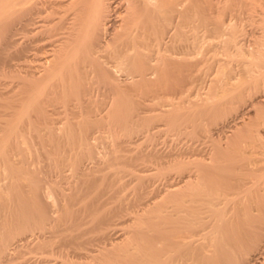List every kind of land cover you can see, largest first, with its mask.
<instances>
[{"label":"rangeland","instance_id":"rangeland-1","mask_svg":"<svg viewBox=\"0 0 264 264\" xmlns=\"http://www.w3.org/2000/svg\"><path fill=\"white\" fill-rule=\"evenodd\" d=\"M182 22L183 21H181L182 26H179L180 28L178 29L176 40L177 52L173 63H169L171 65L166 66L164 61L162 66L161 64L159 66L161 68L159 86H157L158 89L155 95L153 93L154 96H151L154 100L145 101L143 104V95L138 97H133L132 95V98L128 96V99H126L127 97H125L122 102H131V104L136 105L138 103L136 109H132L133 111H127L130 108L125 111L123 110L124 108H119L118 110L113 104V106L110 107V110L106 108L102 113L100 112V116L98 117H101V119L103 117L101 122L98 121V124L96 122L94 125H88L89 128L87 127V130L88 132L90 131V133L97 130L96 133L94 132V138L88 141L89 153L83 148V146H78V141H76L78 143L74 142V145L72 144L71 146L65 144V140V142L62 140L63 142L61 141V143L49 142L48 136H46L45 131H43L45 128H43V124L40 125V122L42 119L47 118L45 116L50 113L49 109L51 106H45L40 103V100H38L36 103L32 104H29V102V107L27 109L24 102L25 95L20 94L14 97L11 96L10 99L7 98L6 95L4 97L2 96L3 98L0 97V111L2 114L7 112L9 108L10 113L13 114L14 112L16 113L14 116H17L19 111L22 110L21 108L24 106V110L22 111L28 116L27 119L29 120V124H32L31 127H29L30 125L27 126L26 124H23L24 126L26 125L27 128L24 127L25 129H21V132L19 130L20 133L17 132L19 135L21 134L25 136V140L21 135L19 137V135L15 133V136L17 135L18 138L14 139L13 137L15 136L12 135V141L11 136L8 135L7 137V134H9L7 133L8 130L6 131V134L5 130L3 132V129L1 130L0 127V247L1 242H3V244H6V242H8L7 244H11L14 237H21L22 235H25V233L28 234L29 229L26 227V232V229H23V226L21 228V225L18 223V219L21 221L20 217H22L21 215L23 214L32 215L36 218V215L39 217L40 213L43 215L44 213H47L52 216L51 218H55V214H58L59 211H63L64 213L61 212V221L63 223L54 220V222L57 221L59 225L56 224L57 222L54 223L53 221L52 223L54 224L51 223V225H49L50 229H54L53 231L56 232L60 227V224L66 223L69 225L71 223V218L68 215L70 209L71 211H75L82 205L84 206L92 200H96L95 202L98 203L96 204L95 209L99 210L103 207H110L119 204L118 198H122L124 199L122 204L124 207H128L127 209H136L134 206L137 201L147 202V205H145L143 209L144 212L137 217L138 220L135 219V221L132 223L129 222L125 226H117L119 228L118 231H115L116 233L113 234L111 244H108V241H103V244L101 242L97 243L98 249L100 250L97 252H90V254H95L93 259L87 261L79 259L77 260V264H250V258L256 259V255H258L257 253L260 249L259 247L264 241V219L260 222H257L256 220L257 216L259 218H264V98H258L260 94H257L256 90L251 86L253 79L252 76H248L244 72L246 68L250 66L242 65L245 61L249 62L253 61V59L255 60V55L245 57L244 55H241V57L240 55H235V53L229 54L221 52L220 48L213 50L215 39H206V41L200 39L199 32L193 29L190 30L192 27L189 22ZM232 24L231 30L235 32L237 46H239L240 49L249 48L247 47V44H249L252 37H248L247 32L249 33V31L252 30L251 28H254L255 26H250L249 23H247V20H235ZM227 74H230L233 78L225 80ZM7 81H9L8 77H1L0 75V82L6 83ZM150 95H152V93ZM75 97L77 96L67 93L56 97L53 96L51 98L52 100H49L51 103L62 105L66 104V102H72V99H76ZM98 98L96 99L97 101L102 99ZM6 102L12 104V107H8L10 104L2 106L3 103L5 104ZM125 104L127 106H124L128 107L129 103ZM13 105H16V107ZM13 107L15 111L12 110ZM146 108V111H149L148 109H151V111H144ZM26 109L28 112L25 111ZM46 109L48 112H46ZM16 111H18V113ZM22 111L20 112L21 114L24 113ZM41 111H45L44 113L47 114L45 115L42 112L44 115L40 116ZM138 111H144V113ZM59 112H57V110L55 112L54 110H51V113L47 115L48 119L54 117L61 121L63 116L65 117L66 114H69H65L64 111ZM110 113H112V116ZM84 114L86 113H80V115L78 113V116L72 121L79 122L80 120H85L86 115L84 116ZM34 115L39 118L40 122L37 121L38 125H36L37 123L34 121L36 119ZM18 116H20V114ZM67 117L68 115L66 118ZM66 118H64L63 121ZM121 118H123L125 122L122 121ZM148 118L150 119L148 120ZM79 123L78 127L79 125L84 124L83 121ZM147 123H149L150 126H156V128L151 130V133L144 134L146 129L143 130V127H145ZM39 126H42L43 129ZM141 130L142 132H140ZM137 132L139 133L138 135H136ZM141 133H143V135H141ZM137 136L141 139L138 140V138H136ZM5 138L7 140L9 138V141ZM61 139H59V141ZM6 141L7 143H5ZM25 141L28 144H26ZM114 142L119 144V146L118 144L116 146V155H118V157L121 156V158L127 157L132 159L129 161L124 159L122 161L125 162H122L121 159L118 158L117 161L122 162L124 165L129 164L131 167H121L119 164L116 166L108 165L109 167H107L104 160L101 161L102 158L104 159L105 157H108L106 154L110 152L111 148H107L112 147L113 149L115 147H113L115 144ZM152 147L155 149L154 151H157V155L162 157L159 165H153L152 161H150L151 158L147 157V154L150 153L148 151ZM71 149H73V152L77 153L75 154L77 156L73 157L72 155L73 159L71 160L65 159L68 157L72 158L68 156L73 154ZM98 151L100 153H98ZM65 154L68 155L67 157H64L65 160H62V162L65 163L67 160V164H73L70 168V165L68 167L66 163V165L63 163V165H65L64 168H70H67L65 171H63V168L60 170V167H63L61 166L62 164H59L60 166L56 164L59 168L57 171L58 168L54 165V162L59 163V158L62 155L65 156ZM62 157L61 159H63ZM89 157L91 159H89ZM94 158L98 159L96 160L97 162H101H98L100 165H96L100 169L96 170V172L92 170L94 173H91L90 176H87L88 174H78L81 175L78 177L82 179L80 181L85 179L86 182L90 183L86 186H90L93 181L96 180V183H93V185L96 184V186L82 189L84 187H77L80 185V181L77 179V183H79L78 185L76 183L75 187L78 192L75 191V193L83 199L80 200L78 196V200L75 198L76 200L72 203L71 208L69 210L66 209L65 198L67 197L64 195L68 193L71 194V191L73 189L75 190V187L73 188V183L76 181L77 172H75L76 168L74 167L79 163V165L81 164L80 167H82V169L85 168L84 170H87L88 168V172H91V167H95L94 163L96 161ZM187 158L205 165L204 170H195L193 174L194 178L192 179L196 190L199 189L200 191L198 201L195 203L196 205L194 204V212L196 213L195 217L201 222L200 228L204 227V230L201 231V236H203V238L200 237V235L197 237L199 238V244L197 245L200 248H196L194 251L188 250L186 247L176 250L175 243L178 241L176 236L179 233H175L173 230L174 224L172 221V211L174 206L172 203V187L170 185L173 183V177L177 166L176 162L179 159L185 162ZM214 166L216 168L215 171L210 169ZM94 167L92 169L97 168ZM132 167L136 171H134ZM52 168L57 169L53 170ZM128 169L133 170V172ZM137 170L139 172H137ZM207 170H209L208 173ZM73 171L75 172V175L73 174ZM141 174L144 175L142 178L145 182L143 187H139L138 179H135ZM122 177L124 179H121ZM116 178H119L118 180L121 182L119 183ZM83 182H81V185ZM86 182L84 183V186L87 184ZM99 183L100 185L102 184L101 187ZM105 183H109L113 186L114 190H116L113 192L117 195V198L115 196L116 199L113 198L111 201V199L109 200L106 196L108 191L106 192L103 190V185ZM118 184L120 186L122 185V190ZM70 185H72V190ZM225 189L227 190V193L235 195L233 196L232 201H239L238 203H236V201L230 202L233 205L234 210L240 209L239 213H245V216H247L245 218H248V220L249 218H252L254 220V223L252 222L253 225L249 226L250 229L245 225L248 220L246 222L244 221L245 218H242L241 221L238 220V222H242L241 224L238 223L239 225L237 226L239 233L241 230H244L245 233L243 235L241 234V238L236 241L231 239L230 233V230H233L234 225H230L231 228L228 229L229 227H224L222 220L219 218L221 215L220 211L222 212L221 209L225 207V202H223L225 199L224 194L226 193ZM101 190L105 192L102 194V197H105L104 200L108 202H106L107 204L103 203L105 204H102L103 206L101 205L103 202L100 194ZM140 190L142 191L141 193ZM90 191L92 194H88ZM117 191H119V194H117ZM60 192L62 193L60 194ZM85 192L88 195H86ZM93 193L100 195L93 197ZM84 195L88 196V198ZM84 197L87 198L85 201ZM99 197H101L102 200H99ZM81 209L82 208H80V210ZM26 211L28 212L27 214ZM21 212L22 214L20 215ZM248 214L251 215L248 216ZM80 215L85 216L82 213H80L79 216ZM240 218L241 216H239L238 219ZM55 226L57 229L54 228ZM82 226L86 227L89 226V224L86 223V225H81L79 227L83 230L85 227L83 228ZM74 228L75 227H73V230ZM162 228H165L168 231L163 234L156 231L157 229ZM50 229H48V231ZM70 230L72 231V229H69L68 232H71ZM21 231L25 232L21 233ZM52 232L50 231V235H47L46 232V236L48 237L46 238L47 240H45L46 244L43 243L39 248L34 247L35 244L33 243H30L27 246H18L19 249L8 254L6 257L3 256V259L0 258V264H47L45 261L39 260L40 255L48 256L45 255L47 254L46 252L55 247L58 243L57 241L61 240H59L58 237V233L60 232H56V234L55 232ZM73 232H78V230L72 231L71 233L73 234ZM79 232H81V230H79ZM87 233H89L90 236L89 234L81 236V238H85V241L90 237L92 238L96 236V233L94 234L93 232L88 231ZM8 234L12 239L8 238ZM11 234H14V236ZM57 234L58 236H56ZM91 238L88 240L92 241L88 242H85L83 239H78L80 243L78 248L68 245L66 250L72 251V249H74L79 253H85L87 249L88 251L94 250L97 248L95 245L96 240L94 241ZM104 242L107 244L105 245ZM21 243H23L22 240ZM22 246L23 248H21ZM99 246H102V248ZM41 253L44 254L42 255ZM260 256L261 258L258 256L253 264H264V256ZM1 260H3L2 262L4 263H2Z\"/></svg>","mask_w":264,"mask_h":264},{"label":"bare ground","instance_id":"bare-ground-1","mask_svg":"<svg viewBox=\"0 0 264 264\" xmlns=\"http://www.w3.org/2000/svg\"><path fill=\"white\" fill-rule=\"evenodd\" d=\"M235 20H239V21L247 20V23H249L250 26L252 27L255 26L254 28H251L252 30H250L249 33L247 32L248 37L250 36L252 37L249 44H247L248 45L247 47H249L247 49H242V48L240 49L239 46H237L235 32L231 30V26L233 25L232 22ZM181 21H183L182 23L189 22V24H191L192 27V28L190 27L191 28L190 30L193 29L199 32L200 39L205 41L206 39H215L213 50L220 48L221 52L229 53V54L235 53V55H240V56L244 55V57L255 55V60L253 59V61H249V62L245 61L242 63V65L250 66L246 68L244 72L248 76H252L253 79L251 78L252 79L251 86L253 89L256 90L257 94H260L258 98H264V0H0V75L1 77L9 78V81H7L6 83L0 82V97L2 96L4 97L6 95L7 98L10 99L11 96L14 97L16 95L18 96L22 94L25 95L24 102H25V106H27V109L29 107L28 106L29 104L36 103V101L40 100V103H42L43 105L51 106V108L49 109L50 113L51 110H54V112L56 110L57 112L64 111L65 114L69 113L66 114V116L68 115L67 118L66 116L65 117L63 116L64 118H66L64 121H63L64 119L63 117L62 120L60 121V119L58 120L54 117L48 119L47 115H49L50 113L47 114L44 113L45 111H41L40 116L47 114L45 116L47 118L42 119L41 117L42 121L40 122L39 118H37L34 115L36 117V119L34 118L35 119L34 121H36L35 123H37V121L40 122L41 123L40 125L43 124V128H45V130L42 128V126L39 127L42 128L43 131H45V135L48 136L50 143L53 142L61 143L62 140L63 141L65 140L66 141L65 144L71 146L74 142L75 143L79 142L78 146L79 145L83 146V148L89 153L88 141L94 138L93 137L94 132L96 133L97 130L94 131L93 133L92 132L90 133V131L88 132L87 127L88 125H94V123L96 122L98 124V121L101 122L103 117L102 119L101 117H98L100 116L99 115L100 112L102 113V111L105 110L106 108L110 110V107L113 106V104L116 106L115 108H117L118 110L119 108L121 109L124 108L123 109L124 111L127 110L128 108L130 109H128L127 111L136 109L138 103L136 105V104H131V102H122L124 101L125 97H127L126 99H128V96L131 97L132 95L133 97L134 96L138 97L143 95L142 96L143 104L145 101L147 102L154 100V98L151 96L155 95L158 89L157 86H159L160 69H161L159 66L160 64L162 66V63H164V61L166 66L171 65L169 63H173L174 57L176 56V52H177L176 40L178 36V29L182 26ZM232 78L233 76L227 74L225 80H230ZM67 93L74 94V96H77L75 97L76 99H72V102L71 101L70 103L66 102V104H62V105L51 103V101L49 100L53 96L56 97L58 95H64ZM151 93L152 95H150ZM98 97L102 98L103 100L99 99ZM97 98L99 99V101L96 100ZM125 103H129L128 107L124 106L126 105ZM6 104H10V103L8 102H6L5 104L3 103L2 106L4 105L6 106ZM12 104H10L8 107L11 108ZM13 106L16 107V105ZM14 107L12 108L13 111H15ZM23 108L21 109L24 110ZM27 109L25 110L26 112H28ZM22 110L19 111L20 116H18L19 114H17V116H14V114L16 115V113L14 112L13 114L10 113L9 108H8L9 112L7 110H4L7 112H4L2 114L0 111L1 130L3 129V132L5 130V133L8 130L7 133L9 134L6 133L7 137L8 135L11 136L12 141L13 138L14 139L18 138L17 135L15 136V133L16 134L20 133L21 129L24 130L25 128H27L26 125L27 126L30 125L29 120L27 119L28 116ZM146 110L147 108L144 111ZM148 110L151 111V109ZM21 111L24 113L21 114L20 113ZM144 111L143 112L138 111V112L144 113ZM16 112L18 113V111ZM42 112L44 114H42ZM46 112H48L47 109ZM78 113L79 115L80 113H86L84 114V116L86 115L85 120H82L84 124L79 125V127L78 124H80L79 122H82L81 120L79 122L72 121L73 119H75V117L78 116ZM111 114L112 113H110V115ZM121 119L122 121H124L123 118ZM149 119L150 118H148V120ZM23 124L26 125L24 126ZM31 125L29 127H31ZM36 125H38V123ZM145 127H143L144 128L143 130L146 129L144 131V134L145 133L149 134L151 130L156 128V126H152V125L150 126L149 123H147ZM140 132H142V130ZM259 132L257 133L260 134ZM138 134L139 133L137 132L136 135ZM12 135L15 137L12 138ZM141 135H143V133H141ZM21 137H23L24 140L26 139V137L23 135H21ZM9 138L8 140L6 138L5 139L9 141ZM136 138H138V140L141 139L138 136ZM59 139L61 140L59 141ZM7 141L5 143H7ZM117 144L118 143H115L113 145V147L115 146L113 149L112 147L107 148V149L111 148L108 154H106L105 152V154L108 157L107 158L105 157L104 159L102 158L101 161L104 160V162L107 164V167L116 166L118 164L121 165V167H126V166L131 167L129 166V164L124 165L122 163L125 162L122 160L127 159L129 161L131 158H127V157L121 158V156L118 157V155H116ZM152 148L148 151L150 153L147 154V157H150L151 160L149 158L147 159L152 161L153 165H159L160 159L162 157H160V155H157V151H154L155 149ZM72 150L73 149H71V152H73ZM151 150H153L154 152ZM98 153L100 152L98 151ZM75 154L77 153L73 152V154L71 155L65 154V156H63L64 155L63 154L62 155L63 157L61 156L63 159H61V157L59 158L61 163L54 162L55 163L54 165L56 166V164L57 165L62 164L61 166L63 167H60V170L63 168V171H65L69 167V165L71 168L73 163L70 164L68 160L69 164H67L66 162L67 160H66L65 163L68 165V167L64 168L66 164L62 162V160L63 161L65 159L71 160L73 159V157L77 156ZM101 154L103 155V153ZM67 155L70 157H72L73 155V157L72 158L68 157L64 159V157H67ZM118 158L121 159L122 162H118L117 161ZM89 159L91 158L89 157ZM94 159L95 161L98 160L96 158ZM98 162L96 161L95 163L94 162L92 163H94L95 167H97L96 165L98 164L100 165L101 163ZM63 163L65 165H63ZM176 165L177 166L175 170V175L173 177V183L170 185L172 187L171 189L173 194L172 203L174 206L173 207L174 209L172 211L173 212L172 221L174 224L173 230L175 231V233H179L176 236L177 237L176 239H178V241H176L175 243L176 246L175 248L176 250H180L181 248L186 247L188 250L194 251L196 248L197 249L200 248L197 245L199 244L198 243L199 238L197 237L200 235V237L203 238V236H201L202 235L201 231L204 230V227L200 228L201 222L198 221L197 218L195 217L196 215V213L194 212L196 205L195 203H197L198 201V195L200 194V191L199 189L196 190L195 186L193 185L192 179L194 178L193 174L195 170L196 169L204 170L205 165L200 162L197 163L189 158H187L185 162L179 159L176 162ZM80 166L81 164L79 165L78 163L74 167L76 168L75 172H77V178L76 181L73 183L74 184L73 188L76 186L77 179L78 181L82 180L78 176L87 175V174H88L87 176H90L91 173H94V171L96 172V170L100 169L99 167H97L98 168L97 169L93 166L95 169H92L93 167H91V172L90 171L88 172V168L87 170H84L85 168L82 169V167ZM57 168H52V169L56 170ZM210 169L214 171L216 170L215 166L211 167ZM58 170L59 168L57 169V171ZM133 170L131 171L133 172ZM75 172L73 171L74 175ZM137 172L139 171L137 170ZM208 172L209 170H207V173ZM143 176L144 175L141 174L138 175L137 178H135L138 179L139 187H143L144 186L143 184H145V182L142 179ZM121 179L124 178L122 177ZM83 181H80V185H78L79 183L78 182L77 187L81 186L84 187L82 189H85L86 187L96 186V184L93 185V183H96L95 182L96 180L93 181V183L90 181L92 183L90 186H86L90 183L86 182L85 179ZM81 182H83L82 185ZM85 182L87 184H85L84 186ZM70 186L72 190V185ZM101 186L102 184L100 185V187ZM118 186L121 187L122 185L120 186L118 184ZM103 190H105L106 192L108 191L106 193V196L109 198V200L111 199L112 201V199L115 198V196L117 198V195L113 193L116 190H114L113 186H111L109 183H105L103 185ZM75 191H77L76 187L75 190L73 189L71 191V194L68 193L64 195L65 197H67L65 199H66V209L68 210L71 208L72 203L76 200L75 198H77L78 200L79 195H77ZM100 192L102 197V194H104L105 192L102 190ZM118 192L119 191H117V194H119ZM141 192L142 191L140 190V193ZM225 192H226L224 194L225 199L223 200V202H225V207L221 209L222 212L220 211L221 215L219 216V218L222 220L224 227L226 228L227 226L229 227L228 229L231 228L230 225H234V228L233 230H230L231 231L230 233H231V239L233 241H236L237 239L241 238V234L243 235L245 233L244 230H241L239 233L237 226L242 222H238V220L241 221L242 218H245L247 216H245V213L240 214L239 213L240 209L234 210L233 205L230 202L236 201V203H238L239 201L238 200L232 201L233 196L235 195H231L227 193V190ZM61 193L62 192H60V194ZM89 193H91V191L88 192V194ZM88 194L86 193V195ZM93 194H94L93 197H96V195H98L95 193ZM86 195L84 196L88 198V196ZM85 197H84V201L87 199ZM101 197H99V200L103 199V202L101 201L102 202L101 205H102L107 201L104 200L105 197L104 198L102 197V199ZM79 198L80 200L83 199L80 196ZM118 200H119V204L117 205L115 204L110 207H103L100 208L99 210L95 209V206L98 203L95 202L96 200H92L87 204L84 203L85 205L84 206L82 205L80 207L82 208L81 210L80 208L76 209L75 211H71L70 209L68 215L71 218V223L69 225L66 223L60 224V227L58 229L56 228V226L54 227L55 229H57L56 231L57 233L60 232L58 233L59 236L58 234L56 236H58L59 240L60 239L61 240L57 241L58 243L55 245V247L51 248L48 252H46L47 254L45 255L48 256H41L39 254L40 255L39 260L45 261V263L47 264H77V260L79 259H83L86 261L93 259L95 254L94 255L90 254V252L92 251L97 252L100 250L98 249L97 243L108 241L109 242L108 244H111L113 234L116 233L115 231H118L119 227L117 226L120 225L125 226L129 222L132 223L133 221H135V219H137V217L144 212L143 209L145 205H147V202L137 201L134 206V208L136 207V209L133 208L127 209L128 207L126 208L122 204L124 199L118 198ZM61 212L59 211L58 214H55L54 215L55 218H51L52 216H50L47 213H44L43 215L40 212H39L40 216L38 217L36 215V218H34V216L32 215L31 216L28 215L27 211H26L27 215L25 214L21 215L22 214L21 212L20 215L22 217L19 216L21 218V221H19L20 219H18V223L21 225V228L23 226V229H26L27 227V229H29V232L28 234L25 233V235H22L21 237L18 236L17 234L18 237H14L13 239L8 234L9 236L8 238L12 239L13 241L11 240L12 241L11 244H7L8 242H6V240H5L6 244L5 243L3 244V242H1L0 258H2L3 256L6 257L8 254H11L13 251L19 249L18 246L21 245L27 246L30 243L31 244L33 243L35 244L34 247L39 248L40 245H42L43 243L46 244L45 240H47L46 238H48L46 236V232L47 235H50V231L52 232L54 230V229L53 230L50 229L49 225H51L52 221L54 222V220H58V222L61 221L62 219ZM80 213L84 214L85 216L80 215L81 216L80 217L79 216ZM250 215L251 214H248V216ZM239 216H241L240 219H238ZM245 219L244 221L246 222L248 218ZM263 219L264 218L262 217L259 218L258 216L256 218L257 222H260ZM252 220H253L252 218H249V220L246 222L247 224L245 223V225H247L248 228L250 225H253L252 222L254 223V220L253 221ZM56 222L57 221H55L54 223ZM58 222L56 224H58ZM61 223L63 222L61 221ZM86 223L89 224V226L86 227L82 226L83 228L85 227V229L82 230L79 228L81 225H86ZM73 227L75 228L77 227L76 229L78 230V232H73L72 234L71 233L72 231H77L75 228L73 230ZM27 229L25 230L26 232ZM48 229L50 230L48 231ZM69 229H72V231L70 230L71 232H68ZM79 230H81V232H79ZM87 231L93 232L94 234L96 233L95 234L96 236L94 235L95 237L92 238L90 237L94 241L96 240V244H95L97 246L96 249L89 251L87 249L85 253L76 252L74 249H72V251L66 250L68 245L69 246L72 245L75 246V248H78L80 244L78 239L79 240L83 239V237L81 238V236L88 235L89 233H87ZM156 231L163 234L168 230L162 228V229H157ZM24 232L21 231V233ZM11 235L14 236V234ZM88 239L84 241L85 242L92 241ZM21 240L23 243H21ZM106 244L107 243H105V245ZM23 246L21 248H23ZM100 248H102V246ZM259 248L260 249L257 253L258 255H256V259L258 258V256L261 258L260 255L264 256V241L262 242ZM256 259L250 258L249 261L250 264H253L254 260ZM2 261L3 260H1V262Z\"/></svg>","mask_w":264,"mask_h":264}]
</instances>
